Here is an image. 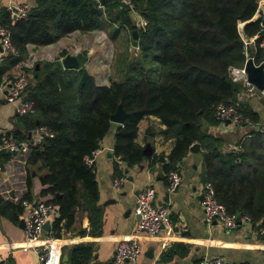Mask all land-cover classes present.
I'll list each match as a JSON object with an SVG mask.
<instances>
[{
	"label": "trees",
	"instance_id": "1",
	"mask_svg": "<svg viewBox=\"0 0 264 264\" xmlns=\"http://www.w3.org/2000/svg\"><path fill=\"white\" fill-rule=\"evenodd\" d=\"M130 1L132 6L120 0H36L38 12L17 21L1 10L0 23L10 27L18 50L17 56L7 55L11 66L27 55V44H50L76 30L116 34L128 28L138 50L137 63L130 61L124 77L109 85L96 84L83 67L63 68L58 60L39 61L31 69L25 97L34 102L36 112L25 115H34L36 124L45 125L53 136L31 145L27 183L30 186L35 168L41 173L40 193L50 195L48 201L57 205L52 234L62 237L83 205L92 232L99 229L98 184L93 164L86 159L109 131L111 115L120 104L126 115L114 134L113 154L118 160L132 166L147 157L144 145L136 140L138 124L145 116H156L164 137L174 139L163 161L166 182L168 172L178 170L190 146L199 142L205 150L202 180L212 183L229 213L241 211L254 227L264 226V130L247 129L250 135L240 141L242 149L233 153L219 149L221 139L202 127L204 121L218 123L214 117L218 103L238 104L243 86L231 80L228 68L243 62V38L258 35L251 50L255 63L264 61V47L259 46L264 15L257 12V0ZM134 12L146 20L144 27L132 20ZM6 69L0 67V76ZM260 101L264 105V98ZM237 107L259 122L249 105ZM10 155L2 151L0 159ZM157 160L152 155L150 163ZM115 168L123 175L117 161ZM22 209V203L0 196L1 215L18 222ZM58 243L42 264H58L62 253ZM91 254V243L79 242L70 251V264H85Z\"/></svg>",
	"mask_w": 264,
	"mask_h": 264
},
{
	"label": "crops",
	"instance_id": "2",
	"mask_svg": "<svg viewBox=\"0 0 264 264\" xmlns=\"http://www.w3.org/2000/svg\"><path fill=\"white\" fill-rule=\"evenodd\" d=\"M16 3H26L32 9L36 0H14ZM10 0H0V13L6 10ZM139 14L133 13L132 20L138 23ZM1 18V15H0ZM138 25V24H137ZM121 28L119 31H128ZM109 31V30H108ZM119 33V32H118ZM106 30L87 32L73 31L57 41L46 45L27 44L28 58L9 65L10 59L5 54L0 43V67H6L0 76V82L14 75L20 67L28 66L30 58L39 61H53L57 56H75L79 67H83L94 77L96 84L109 85L112 77L109 71L111 40ZM64 51L65 54L60 53ZM78 55H80L78 57ZM38 63V62H37ZM62 64V63H61ZM63 67V66H62ZM4 90L0 91V135L12 140L28 141L39 144L36 135L37 127L34 115H22L16 111L14 103L4 99ZM244 90L237 93V102L246 103L258 115L259 122L264 123V105L251 103ZM237 104V105H238ZM119 123L113 122L109 131L100 141L99 147L92 155V164L98 184V202L102 209L101 223L97 231L92 232L89 225L86 205L78 208L74 223L64 230L58 238L62 253L58 264H70V251L75 244L87 242L92 245V254L85 264H110L115 247L122 239L128 237L138 221L134 212L137 194L148 184L156 190L155 205H168L171 224L163 227L153 237L143 236L141 251L134 263L124 261L121 264H197L205 258L222 257L228 264L240 262L243 264H264V233L259 226L240 224L232 230L224 229L220 221L207 223L204 219L202 206V190L204 181L201 177L204 149L199 142V149L188 151L178 163L181 173V183L175 191L166 189V174L163 162L159 172V162L151 164L152 155H166L171 150L174 139L165 138L161 133L164 128L156 116L143 117L138 124L137 142L149 145L151 154L140 163L128 166L124 160H118L113 154L114 134ZM203 129L213 137L221 139L219 149L226 150L231 143H240L248 134L246 128L235 127L230 123L203 122ZM31 132L30 137H28ZM25 137V138H23ZM19 138V139H18ZM193 143V144H194ZM30 153L10 155L0 159V196L4 201L22 203L27 199L32 203L38 200H48L50 195L40 193L43 187L41 173L32 169L30 186L27 183ZM116 161L125 176V182L117 189L113 180L118 176ZM31 167V166H29ZM27 207L23 206L18 222H13L7 216L0 214V260L4 264H42L36 247L42 245V238L28 243L23 227L19 225ZM55 213L52 222L57 216Z\"/></svg>",
	"mask_w": 264,
	"mask_h": 264
},
{
	"label": "built area",
	"instance_id": "3",
	"mask_svg": "<svg viewBox=\"0 0 264 264\" xmlns=\"http://www.w3.org/2000/svg\"><path fill=\"white\" fill-rule=\"evenodd\" d=\"M6 5V10L12 21L26 19L31 11V7L26 3H16L10 0ZM123 4L132 6L130 0H120ZM257 12L264 15V0H257ZM137 14L136 12H134ZM138 15V14H137ZM140 16V15H139ZM139 27H144L146 20L143 17L139 18ZM257 34L243 38V55L245 57L242 66H230L228 74L232 81L241 83L243 90L247 97L264 98V88L259 89L247 77L245 63L252 52L251 48L256 44ZM0 43L6 55L17 56L18 50L14 46L11 38V29L7 24L0 23ZM259 46L264 47V34L259 41ZM253 53V52H252ZM254 60V55H253ZM264 64V61L260 62ZM255 63V64H260ZM30 65L20 67L19 70L7 80L0 82V91L4 90V99L8 102L14 103L16 111L19 114H32L36 112L34 102L25 97V88L31 76ZM214 117L218 123H230L235 127L264 130V123L254 122L242 111H240L236 104L218 103L215 106ZM36 135L40 142L45 137L53 136V133L45 125H37L35 128ZM36 143H29L28 141L12 140L3 135L0 141V152L5 151L11 155H24L30 153L31 145ZM242 149L241 143H231L227 146V151L238 153ZM97 151V150H95ZM94 153V152H93ZM166 159V158H165ZM88 164L92 163V158H87ZM181 173L177 169H172L167 174L166 189L171 192L175 191L181 183ZM125 182L124 175H118L113 180V186L119 189ZM156 190L152 184L146 185L136 196L134 212L139 216L134 230L131 234L119 241L115 247L110 264H121L124 261L134 263L141 251V242L143 236L153 237L163 227H169L171 224L170 208L168 205H155L154 199ZM22 205L27 207L24 219V235L28 243L35 239L42 238V245L35 248L39 254L40 261L45 263L47 251L53 247L58 238L52 234L51 218L57 213V205L52 201L38 200L35 203L27 199L22 200ZM202 206L204 211V219L207 223H212L214 220L220 221L224 229L232 230L240 224L252 225V219L247 214L229 213L225 205L220 202L215 195V190L211 182H205L202 190ZM50 221L49 230H45L44 225L46 221ZM259 230L264 233V226H259ZM0 264H4L0 260ZM197 264H226V261L218 256L205 258ZM229 264H243L234 262Z\"/></svg>",
	"mask_w": 264,
	"mask_h": 264
},
{
	"label": "rangeland",
	"instance_id": "4",
	"mask_svg": "<svg viewBox=\"0 0 264 264\" xmlns=\"http://www.w3.org/2000/svg\"><path fill=\"white\" fill-rule=\"evenodd\" d=\"M106 32L108 33L109 35L108 37L111 40V43L109 44L110 45L109 50L111 54L110 63H109V71L110 73H112L113 75L112 77H115V79L119 80L124 77V74L128 67V63L130 61H132L133 63H135L136 61L137 63L138 50L136 47L133 46L130 30L123 31V33L119 31V33L117 32L116 34L110 33L108 30H106ZM26 58H28V54L24 57L25 60ZM56 59H58V56L54 60ZM244 60H245V57H244ZM244 60L243 62L232 65V66H237V67L242 66L244 64ZM37 62H39L38 59L30 58L28 61L29 63L28 65H30L29 69L31 70L34 67V64ZM249 99H252L250 100L252 104L254 102L257 104H259V102L261 103L260 97L249 98ZM246 129H249V128H246Z\"/></svg>",
	"mask_w": 264,
	"mask_h": 264
},
{
	"label": "water",
	"instance_id": "5",
	"mask_svg": "<svg viewBox=\"0 0 264 264\" xmlns=\"http://www.w3.org/2000/svg\"><path fill=\"white\" fill-rule=\"evenodd\" d=\"M38 12V9L33 8L30 11V15H34ZM133 37L136 38L137 37V31L133 30L132 31ZM61 63L63 68H77L79 65V61L75 56L72 55H65L62 59H61ZM38 65H36L37 67ZM245 69L247 72V77L250 81H252L259 89H263L264 88V64L260 63V64H255L254 60H253V53L251 52L249 54V58L247 59L246 63H245ZM126 113L124 112L121 104L118 106V109L111 115V121L112 122H116L119 124H122L124 121V117H125ZM228 123V122H227ZM31 132H29L28 137H30ZM195 149H199V144L198 143H194L190 146L189 150L193 151ZM143 153L147 156H149L151 154V149L149 147V145H146L145 148L143 149ZM165 157L163 154L159 155L158 157V162H159V172L161 171V165L162 162L164 161ZM241 211H236V215H240ZM137 219L139 218L138 215H136ZM264 221V218H263ZM19 225L21 227H23L24 225V219L22 218L19 222ZM45 230H49L50 228V221H46L45 225H44ZM226 264H228L226 262Z\"/></svg>",
	"mask_w": 264,
	"mask_h": 264
}]
</instances>
